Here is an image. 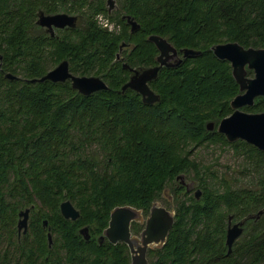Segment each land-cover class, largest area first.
<instances>
[{
	"label": "trees",
	"instance_id": "trees-1",
	"mask_svg": "<svg viewBox=\"0 0 264 264\" xmlns=\"http://www.w3.org/2000/svg\"><path fill=\"white\" fill-rule=\"evenodd\" d=\"M41 5L38 0H0V264H47L48 229L54 245L64 243L67 264L68 257L79 264H97L93 258L97 252L108 256L99 264H112L113 252L95 241L111 211L118 207L149 210L168 185L174 184L175 194L180 174L193 171L198 187L215 207L240 199L232 193L214 195L219 192H213L218 189L210 184L213 177L207 180L210 165L201 171L199 162L189 161L185 151L230 144L217 132L206 130L208 123L216 124L231 112L229 101L237 88L228 64L217 60L210 47L220 42L242 44L244 36L262 32L263 24L257 26L258 21L235 14L264 13L263 0H126L118 5L116 19L109 18L120 26L113 31L99 24L95 17L103 12L102 4L93 3L80 25L54 38L34 23ZM122 14L139 25L136 32L130 33L119 18ZM149 36L166 39L176 50L201 52L178 67L160 69L149 83L159 98L153 105L144 104L134 91L120 93L129 75L122 62L143 69L158 65V51ZM127 42L133 46L132 60L127 49L118 51ZM118 53L121 61L116 59ZM62 61L68 62L73 75L100 78L108 89L83 96L68 81L29 82ZM5 74L17 79L7 80ZM238 143L245 144H234ZM240 147L245 153L254 150L249 145L236 149ZM259 181L263 207L264 177ZM221 185L229 190L224 180ZM244 195L248 198L247 188ZM63 201L78 210L75 222L61 216ZM185 203L182 199L181 210ZM207 205L197 202L187 212L192 226L179 220L173 226L166 259L172 264L177 258L181 264H194V257L191 263L189 259L197 253L202 264L263 263L264 227L246 229L243 241L226 255L224 229L199 224L202 219L222 220H216L218 210ZM24 208L30 210L25 234L15 228L17 214ZM83 226L88 227L89 241L78 234ZM125 262L124 257L118 264Z\"/></svg>",
	"mask_w": 264,
	"mask_h": 264
},
{
	"label": "flooded vegetation",
	"instance_id": "flooded-vegetation-1",
	"mask_svg": "<svg viewBox=\"0 0 264 264\" xmlns=\"http://www.w3.org/2000/svg\"><path fill=\"white\" fill-rule=\"evenodd\" d=\"M125 1L126 0H113L114 7L112 10H109L108 0H38V2L42 3V5L40 6V8L38 7V10L35 13V22L34 23L38 27L39 31H41L44 34H48L51 38H54V37L59 36L60 33L63 30H65L66 28L58 29V28L53 27L52 28L53 35H51L48 32V29L46 27H41L37 24L39 17L41 15H43V16L66 15L69 17H74L76 20V26H77V25H80L82 23V21L85 18V15L87 16L92 12V10L89 9L91 4L101 3L103 12L97 14L95 18L98 20L99 24L103 28L108 29V31H113L115 29V27H114L115 23H110L109 18L111 17V18L116 19L117 14H118V12H117L118 11V5L125 3ZM235 15H236V18H239V19H244V20L248 19V20L258 21L255 23V25H257V26H259V24L264 25V13H261L260 11L245 12V13H240V14H235ZM128 17L129 16L123 15V14L119 15V18L121 20L125 21L126 24H128L127 23ZM104 22L109 23V24L107 23V25H108L107 27H105L106 23L103 24ZM128 26H129V24H128ZM109 27L110 28L112 27V30H110ZM119 27L120 26L117 25V28H119ZM129 31H130V26H129ZM230 43H236L240 47H242L244 50H247V49H252L255 51L263 50L264 49V29L262 32L253 31L249 35L244 36L242 38V44H239L237 42H220V43L215 44L214 46L225 45V44H230ZM120 46H122L121 53L124 49H127L130 52L129 58H130V60H132V48H133L132 44L130 42H127V43H121ZM212 47L213 46L210 47V51H211ZM181 50H184V49H178L177 50V56L175 57L176 61L181 60L180 65L189 59V58L183 57ZM190 50H192V49H190ZM118 51H119V48H118ZM197 52H200V51H197ZM158 54H159V52H158ZM158 54H157V56H158ZM200 54H201V52H200ZM157 56H156V58H157ZM116 59L119 61L122 60L121 57H119V59L116 57ZM217 60H219V59H217ZM262 60L264 61V57L262 58ZM219 61L226 62L228 64V66L230 68V75H231L234 83L237 86L236 94L229 101V107H230V102L237 96H244V94L246 93V90L240 91V87L236 83V81L233 77V68H232L231 63L229 61H226V60H219ZM249 64L250 63H245V65L243 67V71H244L243 79L247 83L249 81L255 80L257 74H259V70L250 67ZM121 65L123 68H124L123 65L127 66V68H124L129 73L127 82L130 80L131 77L134 76L135 72L141 73L143 70H145L143 68H134V67H132L126 63H123V62L121 63ZM77 77H80V76H77ZM68 82L71 84L70 81H68ZM148 86H149V83H148ZM230 109H231V107H230ZM234 111L235 110L231 109V112L228 115H226L225 117L221 118L216 124L211 122L213 124V130L210 132H217V128H218L220 121L222 119L229 117ZM238 111L241 113H244V114H248V115H255V114L264 113V96L259 95V96L254 97L252 99L251 105L245 104V105L241 106L238 109ZM218 134H220V133H218ZM220 135H222L226 140L225 135H223V134H220ZM238 141L244 142L242 140H237L236 142H238ZM236 142L230 143L228 145L210 144L209 147L210 146H220L222 148L229 147L233 150V152H232L233 155H236L238 157H245V161H246L247 165H246V167H243L244 172H243V170L239 171V178L242 180H246V182L249 183V186L248 187L247 186H240L237 184V182H239V181H236L235 183H231L230 181L233 180L231 178H226V177L219 178V177H217L216 173L212 170L213 166H210L208 168L209 171L207 172V176H208L207 180H209L210 177L211 178L213 177L211 180L212 181L211 185L218 188V189L215 188L213 190V192H216V190L219 192L218 194H214V195H220V196L224 197L225 194L232 193V194H234L232 196H239L240 197L239 200H236L235 202H231L230 205H226L225 203H221L220 206L215 207V205H213L212 203H209V200H207L206 196L204 195V191L202 189L200 191L196 189L197 185L193 187L196 190L194 192H192L194 190L192 188V186H189L185 183V177H187V174L182 175L180 178L176 179V182H177V185H175V189H176L175 194L176 195L173 198L175 203L172 206V209L174 207V211H173L174 213L173 214L169 211V209L159 207L154 202L150 206L148 214L145 216V217H147L146 220L144 221L143 224H140L138 221L139 220L138 218L140 217L139 212H141V210H137L135 208L130 207L135 211V214H136L135 219L132 220L129 224L128 234H129V240L131 242L130 246H129V244L121 242V241H119L115 244L110 243L104 235L105 230L107 229L108 225L96 237L95 241L98 243V245H100V246L105 245L102 249H104V248H105V250L109 249L110 251L113 252V254L110 255L112 260H114L112 262V264H118V262H121V260L124 257L126 258L125 264H133V259L137 258L141 255V249L143 248V242H142L143 233L146 229L147 222H148L149 218L151 217V211L154 208L164 209L167 213H169V215H171L172 220H173L171 229L173 228V226L175 224L178 223V220H179V223H184L186 225L188 223V225L190 227V226H192L193 223L189 222L191 215H190V213H187V212H189V210H191L192 208L194 209V207H195L194 205L197 202H201V201L207 202L209 204V205H207L208 209L214 207L218 210V215L215 216L216 220L218 219V221H219V219H221V218H222V220H221V222L216 223L214 221H206L205 219H202L199 222V224L202 225L204 222H207V223H211L210 225H212V226H219L220 228L224 229L223 245L225 247L226 255H229L228 254V247L226 245V236H227V231L230 228L237 226V227L242 229V234L239 238H237L235 240V242L232 245V247H233L236 242L243 241V239H241V238H242V235L244 234L246 229L255 228V227L256 228L264 227V206L263 207L260 206L261 202H263L262 201V199H263L262 186H261L260 181H259L261 178L264 177V172L262 173V170H264V151H260L257 148H255L254 146L244 142L245 144H241V145H249V146L254 148V150L250 149L248 152L245 153L243 150L239 151V149H236L237 146H241L240 144H234ZM195 150H197V148L194 149L192 153H189L190 152V150H189V152H187L188 155L192 156L194 154ZM213 180H220V181L224 180V183H225V185H227L229 187L228 188L229 190L222 188L221 182L217 183ZM245 188H247V191L249 193L248 198H245V195H244ZM163 194L161 195V198L158 200L163 201V199H164ZM181 195H182V199L186 202L184 205V210H181L182 209V204H181L182 200L180 199ZM210 199H212V198L210 197ZM246 205H249L248 210L244 209V206H246ZM183 213H184V215H183ZM83 227L78 229V234L81 236V238L84 239V237L80 234V230L83 229ZM171 229L168 231L163 242H160L157 244L156 243H150L147 245L145 252H144V259H145L146 264H155V262L158 259L162 260V262L160 264H172L171 260L166 259V256H165L166 255V241H167V238H168V235H169ZM48 234H50L49 229H48L47 235ZM88 234H89V239H90L89 230H88ZM193 239H194V237H193ZM51 241H52V243L50 246L48 243V247L50 249V252H49L50 254H49V261L47 264H51V263L52 264H67V259L65 258L66 251H65V247H63L64 243L61 245L60 244L54 245L53 244L54 241L52 239V236H51ZM47 242H48V239H47ZM109 244H110V246H107ZM256 244L257 245L255 248V255L257 257H259L261 254L260 239H257ZM90 246H91V251H92L93 247H92V245H90ZM231 250H232V248H231ZM64 251H65V253H64ZM76 253H77V251H76ZM188 253H192V252H188ZM197 255H198L197 253H194V254L192 253V255L189 259V263H191L193 261L192 258L194 257V261H195L194 264H198V263L202 264L203 261L200 258L198 259L195 257ZM93 258H94V261L101 262V260L103 258H108V256L106 254H104V252H97L93 255ZM68 259L70 260L68 262V264H79L80 263L79 261H75L74 260L75 258H73V257H70V258L68 257ZM166 261H168V262H166ZM174 263L175 264H181L180 258L175 259ZM218 264H220V263H218Z\"/></svg>",
	"mask_w": 264,
	"mask_h": 264
},
{
	"label": "water",
	"instance_id": "water-1",
	"mask_svg": "<svg viewBox=\"0 0 264 264\" xmlns=\"http://www.w3.org/2000/svg\"><path fill=\"white\" fill-rule=\"evenodd\" d=\"M109 10L114 7L113 0H108ZM127 23L130 26V32L134 33L139 29V25L127 18ZM37 24L41 27H46L48 32L53 35L52 28L64 29L76 28V20L74 17L66 15L57 16H43L39 17ZM149 41L153 43L159 52L156 61L157 66L143 70L141 73L135 72L134 76L125 83L120 90L121 94L125 91L131 90L141 96L142 102L147 105H153L158 102V96L151 91L148 83L156 80L158 72L161 68H175L181 63V60L176 61L177 50L172 47L168 41L159 36H150ZM124 45V44H123ZM122 46L119 47V53ZM213 55L219 60L229 61L233 68V77L240 87V91L246 90L244 96H237L230 102L231 109L235 110L229 117L222 119L218 125L217 132L225 135L229 143L242 140L250 144L260 151H264V113L248 115L238 111V109L245 105H251L252 99L256 96H264V49L263 50H244L236 43L225 45H216L211 48ZM184 58H193L200 55V52L184 49L181 50ZM119 53L117 58L119 59ZM2 57L0 56V62ZM245 63H250V67L259 70L256 79L248 83L243 79V67ZM255 65V66H254ZM1 66V65H0ZM127 68L126 65H123ZM261 74V75H260ZM7 80L13 81L17 77L11 74H5ZM49 81L51 83H65L71 82V88L83 96H89L99 91L108 89L107 85L97 77H77L69 72V64L67 61L60 62L52 70L48 71L44 76L38 79L30 80V83H43ZM207 131L213 130V124L206 125ZM60 213L65 220L71 222L79 218V212L71 205L69 201H64L60 204ZM28 215L29 210L26 209L18 214L19 221L17 223V230L19 233L25 234L28 228ZM136 217L135 211L130 207H118L113 209L110 214L108 227L105 230V237L107 240L115 244L119 241L129 244V224ZM172 217L164 209L154 208L151 211V217L147 222L146 229L143 233V248L141 255L133 259V264H146L144 259V252L148 244L163 242L168 231L172 227ZM47 225L46 221L43 222V227ZM80 234L86 241L89 240L88 229L83 228ZM242 234V229L234 226L227 231L226 245L228 247V254L231 253L233 243ZM49 246L51 245V235H47ZM264 264V263H262Z\"/></svg>",
	"mask_w": 264,
	"mask_h": 264
},
{
	"label": "rangeland",
	"instance_id": "rangeland-1",
	"mask_svg": "<svg viewBox=\"0 0 264 264\" xmlns=\"http://www.w3.org/2000/svg\"><path fill=\"white\" fill-rule=\"evenodd\" d=\"M105 23H108V22H104L103 24H105ZM114 27L117 28L116 25H114ZM110 29L112 30V27ZM238 149L240 151V150H242V147H240ZM188 151H189V149H187L185 151V153H187ZM232 152H233V150L231 148H229V147L222 148L220 146H210L209 148H197V150H195L194 151V154L192 155L193 157L192 156H189L188 157V160L189 161L190 160L191 161L194 160L196 163L199 162L200 168L201 167L202 168L203 167H209V165L210 166H213V169L212 170L216 173V176L217 177H219V178H222V177L231 178V179H233V180L230 181L231 183H235L236 181H239V182H237L238 185H240V186H247L248 187L249 186V183L246 182V180H242V179L239 178V171L243 170V167H246V165H247V163L245 161V157H238L236 155H233ZM202 168L200 169L201 171H203ZM191 169H193V168H191ZM243 172H244V170H243ZM181 176H182V174H180L179 176H177L176 179L177 178H180ZM176 179H175V181H176ZM218 181H220V180H218ZM211 182H210V184H211ZM185 183L187 185H189V186H192V188L197 185V188L196 189L199 190V191L201 190V188L198 187V185H199L198 177H197V175L193 174V171L192 172H189L187 174V177H185ZM172 185H174V184L168 185L167 188L163 191V193L166 191L163 194L164 195L163 201L156 200L155 203L159 207H163V208L169 209V211L173 214L174 213L173 212L174 211V207L172 209V206L175 203L173 198H174V196L176 194L173 195V193H172V189H171L172 188ZM175 185H177V182H176ZM196 189H194L192 192H194ZM180 199L182 200V195H181ZM59 208H60V205H59ZM26 209H28V208L21 209L18 212V214L20 212L26 210ZM148 211L149 210H147V211L141 210V212H139L140 217L138 218L139 219L138 221H139L140 224H143L144 221L146 220L147 217H145V216L148 214ZM59 212H60V209H59ZM109 217H110V215H109ZM29 219H30V213L28 215V223H29ZM18 221H19V216H17V222H16V226H15L16 229H17V223H18ZM84 227L86 228V226H84ZM87 229H88V227H87ZM51 236H52V239H53V235H51ZM46 238H47V234H46ZM5 244H7V243H4L1 246L2 247L1 249H3L5 247ZM64 253H65V251H64ZM97 264H99L98 261H97Z\"/></svg>",
	"mask_w": 264,
	"mask_h": 264
},
{
	"label": "clouds",
	"instance_id": "clouds-1",
	"mask_svg": "<svg viewBox=\"0 0 264 264\" xmlns=\"http://www.w3.org/2000/svg\"><path fill=\"white\" fill-rule=\"evenodd\" d=\"M108 25H107V23L105 24V27H107ZM111 30V29H110Z\"/></svg>",
	"mask_w": 264,
	"mask_h": 264
}]
</instances>
